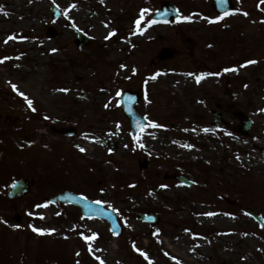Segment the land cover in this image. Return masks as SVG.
I'll return each mask as SVG.
<instances>
[{
    "label": "rangeland",
    "instance_id": "1",
    "mask_svg": "<svg viewBox=\"0 0 264 264\" xmlns=\"http://www.w3.org/2000/svg\"><path fill=\"white\" fill-rule=\"evenodd\" d=\"M161 1L0 0V264H264V230L244 212L264 214V4L234 0L238 11L216 24L203 17L208 0H170L183 7L179 23L155 25ZM77 30L88 45L77 46ZM162 47L173 57L157 60ZM124 89L141 91L149 119L137 140ZM219 102L253 118L249 135L232 111L212 127ZM18 175L37 183L11 200ZM65 188L113 208L122 233L45 200ZM148 211L160 219L153 229L138 217Z\"/></svg>",
    "mask_w": 264,
    "mask_h": 264
},
{
    "label": "water",
    "instance_id": "2",
    "mask_svg": "<svg viewBox=\"0 0 264 264\" xmlns=\"http://www.w3.org/2000/svg\"><path fill=\"white\" fill-rule=\"evenodd\" d=\"M213 5L220 11L224 12L225 10L231 8L230 0H212ZM178 17V11L176 7L170 1H164L161 9H159L154 17L157 21H172ZM172 52L170 50L164 49L160 57L169 56ZM138 101V96L135 93L126 92L123 95L122 103L126 115L129 117L133 129V133L136 136L139 130L147 124V120L139 114L135 108V103ZM177 179L183 180L181 176H175ZM185 180V179H184ZM28 183L24 180L17 181L10 193L11 196L24 194L28 189ZM52 201H64L72 202L81 206L83 212L89 216H101L107 219L115 234L121 232V224L118 220V216L110 209H106L99 202H90L83 196H78L70 192L60 193L58 196L50 198ZM143 218L148 219V217L143 216ZM154 221V219H152Z\"/></svg>",
    "mask_w": 264,
    "mask_h": 264
},
{
    "label": "snow or ice",
    "instance_id": "3",
    "mask_svg": "<svg viewBox=\"0 0 264 264\" xmlns=\"http://www.w3.org/2000/svg\"><path fill=\"white\" fill-rule=\"evenodd\" d=\"M53 2H55V0H53ZM259 2H260V4H264V0H259ZM3 10V7L2 6H0V11H2ZM5 15H7V13L5 12L4 13ZM228 13H225V15H227ZM245 15H247V13H244ZM184 19H189V17H184ZM216 20H220V19H222V17H220V16H218V17H216L215 18ZM114 33H109V36H111V35H113ZM15 37L14 36H10L9 37V39H14ZM52 51H56V49H53ZM6 59V58H5ZM247 63H255V61H247ZM122 67H123V65H122ZM232 70H235V69H229V68H225L224 69V72H228V71H232ZM189 75H191V73L189 74ZM205 75H207V73H201V74H199V75H197L196 76V81H197V83H199V81L203 78V76H205ZM215 75H219V73H215ZM12 87H13V89H16V85H12ZM62 91H68V89H63ZM19 95H21V96H24L25 98H26V100H27V104H28V106L29 107H32V101L30 100V99H27V97L25 96V93H23V92H20L19 93ZM33 111H35V109L33 108ZM204 131H209V129H204ZM187 147H191V145H187ZM81 151H84V149H81ZM109 151H112V149H109ZM161 187H164L163 185L161 186ZM208 215H211V213H208ZM34 231H36V232H39V233H42V232H45V231H53V230H51V229H47V230H45V229H36V228H34L33 229ZM92 237H85V239L87 240V239H91ZM97 259L99 260L100 258L99 257H97Z\"/></svg>",
    "mask_w": 264,
    "mask_h": 264
},
{
    "label": "flooded vegetation",
    "instance_id": "4",
    "mask_svg": "<svg viewBox=\"0 0 264 264\" xmlns=\"http://www.w3.org/2000/svg\"><path fill=\"white\" fill-rule=\"evenodd\" d=\"M218 108H219V112H220V118L222 120V122L220 124L222 125H228L230 124V117H231V111H230V107L227 106L226 108L223 107L222 103H218ZM213 112H215V110H213ZM232 113L234 114V116L237 118H240V115L237 113H235L234 111H232Z\"/></svg>",
    "mask_w": 264,
    "mask_h": 264
}]
</instances>
